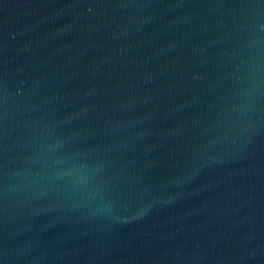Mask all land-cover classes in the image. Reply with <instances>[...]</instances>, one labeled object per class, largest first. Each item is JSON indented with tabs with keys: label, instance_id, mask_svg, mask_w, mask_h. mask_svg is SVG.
<instances>
[{
	"label": "water",
	"instance_id": "obj_1",
	"mask_svg": "<svg viewBox=\"0 0 264 264\" xmlns=\"http://www.w3.org/2000/svg\"><path fill=\"white\" fill-rule=\"evenodd\" d=\"M0 264H264V0H0Z\"/></svg>",
	"mask_w": 264,
	"mask_h": 264
}]
</instances>
